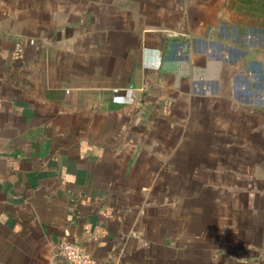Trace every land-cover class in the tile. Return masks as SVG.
<instances>
[{
	"label": "crops",
	"instance_id": "obj_1",
	"mask_svg": "<svg viewBox=\"0 0 264 264\" xmlns=\"http://www.w3.org/2000/svg\"><path fill=\"white\" fill-rule=\"evenodd\" d=\"M248 8L264 0H0V264H62V239L99 264L205 255L229 179L195 149L225 143L199 133L207 106L222 127L224 81L264 159V18L238 20ZM207 192L208 213L191 202Z\"/></svg>",
	"mask_w": 264,
	"mask_h": 264
},
{
	"label": "rangeland",
	"instance_id": "obj_2",
	"mask_svg": "<svg viewBox=\"0 0 264 264\" xmlns=\"http://www.w3.org/2000/svg\"><path fill=\"white\" fill-rule=\"evenodd\" d=\"M246 13L249 15H245ZM262 17L264 18V15L261 11L251 12L248 8V11L240 15L238 20L249 18L259 21ZM242 29L243 32L244 28ZM253 74H257L258 76V73L253 72ZM255 82L259 84L262 80L260 78L254 79L252 86L256 89V86H254ZM228 84L229 81H224V85L226 86V90H224L225 94L229 87ZM225 94L221 98V129L214 126V121L210 120L209 117H212V113L210 111L208 112L209 106H207L205 113L204 128L201 127L199 129L200 135L203 134L207 141L216 131L217 134L225 137V143L223 142L220 149H214L213 144L209 143L204 144L205 147L201 145L202 148L204 147L203 149L201 147L195 149L205 154L216 152L221 156L218 167L225 173L222 174L223 178L227 177L229 179L226 180L228 182L223 180L221 187L222 221L220 225L217 222L214 225L213 221L210 223L207 222L205 225L204 241L206 253L197 262L191 260L190 264H245L247 258L252 257L251 254L253 251L259 253L256 259L253 258L255 264H264V188L259 182L258 184L253 183L252 177L248 178L251 180L248 185L244 181L247 180L246 172H255V180L259 177L258 175L264 174V170L261 171L260 169L262 168L259 166L262 162L264 165V159L262 158V154H260L256 156L258 158L256 161H251L252 150L251 148H247L244 143L247 134L245 128V109H241V102L235 99L234 96ZM213 104V102L210 103L211 111ZM256 114L258 118L255 119L261 121V112H256ZM250 131H252V128H250ZM195 135H198V133ZM233 166L243 181H240V179L237 181L234 177L227 175L229 170L233 169ZM246 187L248 188L245 189ZM191 202L197 205H204L207 213L213 210L214 203L212 198L210 199L208 192L205 193V197L202 199L200 197V199L191 200ZM247 203L248 205L246 206ZM217 219L216 216V221H218ZM218 227L221 229L220 243L222 250L221 256L219 257L220 260H218L219 258L214 260L211 253L218 247ZM214 228H216V232ZM231 254L234 255L231 256ZM229 258L232 259L230 260Z\"/></svg>",
	"mask_w": 264,
	"mask_h": 264
},
{
	"label": "built area",
	"instance_id": "obj_3",
	"mask_svg": "<svg viewBox=\"0 0 264 264\" xmlns=\"http://www.w3.org/2000/svg\"><path fill=\"white\" fill-rule=\"evenodd\" d=\"M57 255L62 264H99L80 243L69 239L60 240Z\"/></svg>",
	"mask_w": 264,
	"mask_h": 264
},
{
	"label": "water",
	"instance_id": "obj_4",
	"mask_svg": "<svg viewBox=\"0 0 264 264\" xmlns=\"http://www.w3.org/2000/svg\"><path fill=\"white\" fill-rule=\"evenodd\" d=\"M167 36L174 38V39H180L181 38V35H178L176 33H168Z\"/></svg>",
	"mask_w": 264,
	"mask_h": 264
}]
</instances>
